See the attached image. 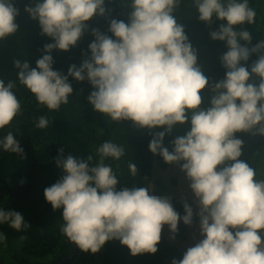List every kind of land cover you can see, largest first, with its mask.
I'll return each instance as SVG.
<instances>
[{"label": "clouds", "instance_id": "9594fccd", "mask_svg": "<svg viewBox=\"0 0 264 264\" xmlns=\"http://www.w3.org/2000/svg\"><path fill=\"white\" fill-rule=\"evenodd\" d=\"M181 0H128V20L111 19V37L93 28L88 44L90 56L67 75L53 70V49L74 47L93 16L105 14L104 0H37L24 11L38 20L41 34L52 38L43 45L36 67L14 60L17 76L35 97L38 105L58 111L69 102L77 82L87 80L93 90L87 101L93 111L111 121H131L137 128L152 133L148 150L168 164H179L189 181L198 207L199 233L202 236L171 264H264V179L241 159L244 141L235 136L248 132L264 136V40L251 48L238 42H251L247 30L235 25L252 24L256 10L249 0H191L198 19L207 25L226 21L209 32L212 40L224 41L227 51L220 57L224 78L209 85L197 65L196 50L188 41L182 24L173 12ZM19 9L13 0H0V40L15 34ZM259 53L248 67L250 55ZM258 77L259 83L249 82ZM213 93L210 106L201 108V90ZM16 82L0 80V129L10 126L21 114V103L13 91ZM190 112V116L188 113ZM190 121V130L175 137L172 150L163 146L166 133L174 124ZM47 116L37 118L35 127L47 128ZM0 148L24 158L23 148L11 132L0 138ZM55 158L63 175L43 190L46 202L55 211L62 208L61 233L81 251L96 253L110 240H119L131 255L154 254L165 225L171 233L178 221L191 225L193 208L185 202L184 215L174 210L167 196L151 194L152 186L116 189L117 172L105 160L120 161L125 147L112 140L102 142L94 155ZM91 165V166H90ZM132 177L137 166L128 162ZM23 183V181H21ZM16 231L29 225L21 213L0 208V224ZM6 236L0 233V242Z\"/></svg>", "mask_w": 264, "mask_h": 264}, {"label": "trees", "instance_id": "16d2710c", "mask_svg": "<svg viewBox=\"0 0 264 264\" xmlns=\"http://www.w3.org/2000/svg\"><path fill=\"white\" fill-rule=\"evenodd\" d=\"M189 0H181L179 7L173 12L177 22L184 27L185 34L192 47L196 50L197 65L203 74L208 77L209 85L224 78L225 69L220 62L221 55L226 52L224 41L212 40L209 32L215 30L213 25H207L196 16H188L183 10L184 4ZM19 9L15 22L18 30L5 40H0V80L5 85L9 81L16 82L13 89L21 103V114L17 115L11 125L0 129V138L11 132L14 139L19 142L24 151L23 163L15 169L10 177L0 176V208L11 209L22 214L28 223L26 229L16 231L6 223L0 224V233L6 236V241L15 249L13 257L16 264H57L75 246L61 233L62 208L53 210L46 202L43 190L55 183L64 173L57 167L55 158L58 149H64V156L72 154L77 158L95 154V149L104 141L112 140L125 147V156L120 161L111 158L105 160L117 172V190L122 188L152 186L151 194L167 196L170 198L174 210L184 214L183 202L174 196L165 181L153 178L152 166L157 161L160 166L166 167L161 156L154 155L148 150V143L152 133L163 131V126L148 130L137 128L131 121H111L107 116L92 110L87 96L93 90L87 80L77 82L71 76L68 82L73 88L69 102L61 105L58 111H50L38 105L33 94L23 85H20L14 66V60L27 61L30 68L36 67V60L43 54V45L51 43L52 38L42 35L38 20H33L24 11L25 5L34 6L37 0H13ZM128 0H104L105 14L95 15L85 23L88 30L84 32L74 47L69 50L53 49V70L67 75V69L75 64L77 67L84 59L90 56L88 44L93 41L91 34L93 28L111 37L107 31L111 19L128 20L130 9L126 7ZM197 15V14H196ZM257 24V25H256ZM251 32V42L239 40L241 45L249 48L264 40V10ZM259 53H253L247 62L241 65L248 67L258 58ZM249 82L259 83L258 77H252ZM203 102L201 108L210 106L213 93L209 87L201 90ZM190 116V112L188 113ZM47 116V128L35 127L37 118ZM190 130V121L184 124L176 123L171 132L166 133L163 146L172 150L170 143L175 137L183 136ZM237 138L244 141L242 155L239 159L247 162L250 167L257 170V179H264V136L248 132L235 133ZM3 149L0 148V151ZM14 153V152H12ZM17 155L16 153H14ZM137 166L138 173L132 177L128 171V162ZM91 166V165H90ZM23 181V183H21ZM173 182L176 179L173 178ZM193 219L199 222V217L193 213ZM186 225L179 222L175 235L185 237ZM264 232V230H258ZM264 239V237H262ZM105 264H171L172 259H181L186 250L180 248L175 242L161 233V240L154 254L143 253L131 255L129 249L121 245L119 240L107 241L101 248ZM32 257L38 260L32 261ZM65 264H101L97 253L81 251L79 248Z\"/></svg>", "mask_w": 264, "mask_h": 264}, {"label": "rangeland", "instance_id": "374dc122", "mask_svg": "<svg viewBox=\"0 0 264 264\" xmlns=\"http://www.w3.org/2000/svg\"><path fill=\"white\" fill-rule=\"evenodd\" d=\"M190 3L191 0L187 1L183 6L185 14L198 17L197 11L190 6ZM249 4L256 10L254 22L252 24L245 22L243 25H235L233 27L236 31L247 30L251 34L252 30L257 25L254 24L258 22L261 13L264 10V0H249ZM212 19V25L215 30L220 24L226 23V21L217 20L215 16H213ZM23 159L12 152L4 150L0 151V176L4 178L10 177L11 173L23 163ZM152 172L153 178H162L174 196L178 197L183 202H187L193 208V213L198 212L195 198L189 188V181L186 179L185 173L180 170L179 164H168L166 167H162L157 161H155L153 162ZM173 178L176 179L175 183L173 182ZM180 215L182 216L184 214ZM179 222L183 221L181 220L178 221V223ZM161 233L184 250H187L188 247L194 246L200 239H202V236L199 233V222L194 219L192 220L191 225H186L184 238H179L175 233H171L167 225L164 226ZM10 244L11 243L6 240L0 242V264H16L13 257L15 249L11 247ZM31 260L35 261L38 260V258L32 257Z\"/></svg>", "mask_w": 264, "mask_h": 264}, {"label": "water", "instance_id": "95a60500", "mask_svg": "<svg viewBox=\"0 0 264 264\" xmlns=\"http://www.w3.org/2000/svg\"><path fill=\"white\" fill-rule=\"evenodd\" d=\"M78 250V247L75 245L69 253L57 264H65L70 260V258L73 256V254ZM97 253V256L101 262V264H105V259L102 250L100 249Z\"/></svg>", "mask_w": 264, "mask_h": 264}]
</instances>
